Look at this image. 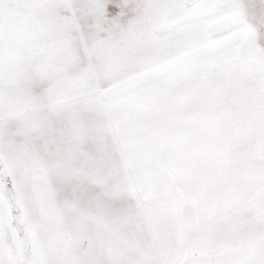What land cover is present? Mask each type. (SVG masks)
Segmentation results:
<instances>
[{"label":"snow or ice","instance_id":"obj_1","mask_svg":"<svg viewBox=\"0 0 264 264\" xmlns=\"http://www.w3.org/2000/svg\"><path fill=\"white\" fill-rule=\"evenodd\" d=\"M0 264H264V0H0Z\"/></svg>","mask_w":264,"mask_h":264}]
</instances>
